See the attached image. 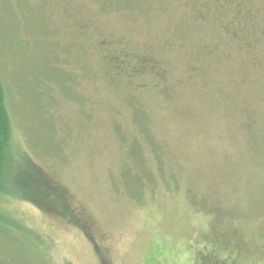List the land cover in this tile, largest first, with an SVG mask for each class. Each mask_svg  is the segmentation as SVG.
I'll return each instance as SVG.
<instances>
[{
	"label": "rangeland",
	"instance_id": "374dc122",
	"mask_svg": "<svg viewBox=\"0 0 264 264\" xmlns=\"http://www.w3.org/2000/svg\"><path fill=\"white\" fill-rule=\"evenodd\" d=\"M0 81V264H264V0H0Z\"/></svg>",
	"mask_w": 264,
	"mask_h": 264
},
{
	"label": "trees",
	"instance_id": "16d2710c",
	"mask_svg": "<svg viewBox=\"0 0 264 264\" xmlns=\"http://www.w3.org/2000/svg\"><path fill=\"white\" fill-rule=\"evenodd\" d=\"M126 6L127 8H131L132 4H127ZM111 61H113L112 68L115 71L114 73L118 75L123 74V68L116 66V63L114 62L116 60L111 59ZM130 70L132 71L130 72V78L133 80V75H135L136 71L135 68ZM11 141L12 125L6 105L5 90L0 81V193L4 194V192H7L8 194L9 192L13 193V195L20 194L22 196L20 197L21 199L35 203L37 202V199L35 197H29L30 193L33 191L34 193H39L41 199L46 203H51L53 206L55 199L50 194L52 188L48 189L46 185H43V183L47 182L45 179L32 177V173L34 174L35 170L31 167H26L25 165H23V168L25 169L15 170L16 167H18V161L14 162L12 160L10 154ZM6 181L9 182V184L5 185V188L4 183ZM206 264L214 263L207 259Z\"/></svg>",
	"mask_w": 264,
	"mask_h": 264
}]
</instances>
